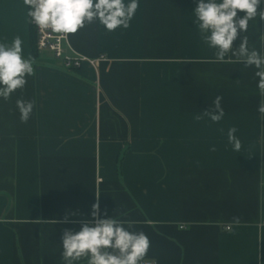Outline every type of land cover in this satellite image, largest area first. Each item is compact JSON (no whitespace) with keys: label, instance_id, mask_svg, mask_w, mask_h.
Segmentation results:
<instances>
[{"label":"crops","instance_id":"1","mask_svg":"<svg viewBox=\"0 0 264 264\" xmlns=\"http://www.w3.org/2000/svg\"><path fill=\"white\" fill-rule=\"evenodd\" d=\"M197 3L138 0L127 29L85 22L66 52L103 59L68 70L51 54L34 56L23 0H0V43L19 35L22 57L35 60L25 87L0 98V264H65L63 230L79 231L97 202L101 218L148 236L142 262L264 264L259 78L242 62H213ZM242 35L264 53V20ZM217 95L225 115L213 123L202 113ZM17 99L36 102L27 123Z\"/></svg>","mask_w":264,"mask_h":264},{"label":"clouds","instance_id":"2","mask_svg":"<svg viewBox=\"0 0 264 264\" xmlns=\"http://www.w3.org/2000/svg\"><path fill=\"white\" fill-rule=\"evenodd\" d=\"M262 0H198L194 9L202 40L211 48L217 49L215 63H243L254 67L258 77L257 88L262 97L257 111L264 115V53L249 48L247 33L249 21L264 20V8H260ZM28 6V16L31 22L42 31L50 29L60 34H74L85 26L98 21L108 31L118 27L127 29L133 19L138 0H130L127 5L124 0H23ZM259 9V11H258ZM244 12L242 17L237 12ZM210 33V35H209ZM239 37L238 47H233V41ZM22 39L16 35L11 44L0 43V98L8 101L17 89H23L27 84V76L34 74V58L22 57ZM231 53L234 60H226V54ZM223 97L217 95L210 110L202 113L213 123H219L224 115ZM36 106L35 100H16L21 123H27ZM237 129H228V142L233 150H241V140L235 135ZM215 151L213 147L211 149ZM92 220H83L79 231L64 229L62 234V259L65 264L87 257V264H141L147 255L150 240L143 232L130 231L133 222H125L114 218L100 217L99 203L92 205ZM68 222V217L64 218ZM234 223H239V217H233ZM264 239V238H262Z\"/></svg>","mask_w":264,"mask_h":264},{"label":"built area","instance_id":"3","mask_svg":"<svg viewBox=\"0 0 264 264\" xmlns=\"http://www.w3.org/2000/svg\"><path fill=\"white\" fill-rule=\"evenodd\" d=\"M31 26L36 35V50L40 53H48L60 62V64L68 70L79 69L86 61H90L96 65L100 56L96 59H89L84 55L66 52V44L68 43V34H60L52 32L50 29L41 30L38 26L31 22ZM229 229V227H227ZM141 264H154L153 262L144 261Z\"/></svg>","mask_w":264,"mask_h":264},{"label":"trees","instance_id":"4","mask_svg":"<svg viewBox=\"0 0 264 264\" xmlns=\"http://www.w3.org/2000/svg\"><path fill=\"white\" fill-rule=\"evenodd\" d=\"M32 47H33V53L35 57L39 56V53L36 50V35L35 32L32 29Z\"/></svg>","mask_w":264,"mask_h":264},{"label":"rangeland","instance_id":"5","mask_svg":"<svg viewBox=\"0 0 264 264\" xmlns=\"http://www.w3.org/2000/svg\"><path fill=\"white\" fill-rule=\"evenodd\" d=\"M46 54H48V53H40V55H46Z\"/></svg>","mask_w":264,"mask_h":264}]
</instances>
